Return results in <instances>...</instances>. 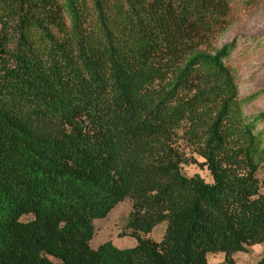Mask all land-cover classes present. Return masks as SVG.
Instances as JSON below:
<instances>
[{
    "label": "trees",
    "instance_id": "trees-1",
    "mask_svg": "<svg viewBox=\"0 0 264 264\" xmlns=\"http://www.w3.org/2000/svg\"><path fill=\"white\" fill-rule=\"evenodd\" d=\"M240 5L0 0V264H235L264 243L262 92L239 96L218 44ZM125 199L135 245L91 248Z\"/></svg>",
    "mask_w": 264,
    "mask_h": 264
},
{
    "label": "rangeland",
    "instance_id": "rangeland-1",
    "mask_svg": "<svg viewBox=\"0 0 264 264\" xmlns=\"http://www.w3.org/2000/svg\"><path fill=\"white\" fill-rule=\"evenodd\" d=\"M240 4V11L218 44L230 42L232 39L236 42V49L228 58L227 63L236 72L239 96L243 98L256 92H262L244 108L245 114L253 115L264 109V0L249 2L240 0ZM195 158L198 161L202 160L197 156ZM184 170L188 175L198 173L206 182L211 181L210 174L205 168L191 164ZM262 174L264 175V167ZM130 210L131 201L125 199L111 209L106 217L93 220L95 233L90 241L91 248H96L106 241H111L119 248L135 245V239L129 235V230L125 227ZM26 219L28 218H23V220ZM164 228V223L158 224L146 237L158 241L164 233ZM263 255L264 243L255 244L250 246L246 252L236 253L234 260L235 264H255ZM222 260V253L208 256V264H219Z\"/></svg>",
    "mask_w": 264,
    "mask_h": 264
}]
</instances>
